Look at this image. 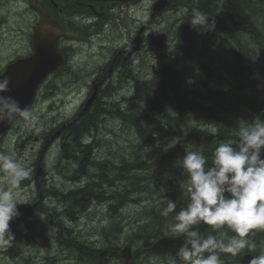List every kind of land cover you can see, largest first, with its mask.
<instances>
[{"label":"rangeland","instance_id":"obj_1","mask_svg":"<svg viewBox=\"0 0 264 264\" xmlns=\"http://www.w3.org/2000/svg\"><path fill=\"white\" fill-rule=\"evenodd\" d=\"M243 3V8L246 9L252 17L250 20L252 28L259 30V33L256 34V36H253L251 32L237 28V26L236 29H233V27L230 26L231 24L229 23V19L223 10L224 8L221 6V0H219V4L216 6H213V4L211 5L213 11H210L209 13L213 15H209V20H215V29L212 31H207V26H197V28L193 27L189 21L185 20L187 17L188 20H191L192 18L189 14H186L187 7L183 8L176 5L169 9H164L156 17H154V25L156 26L155 32L160 46L156 48L155 51H152L148 46L142 52H139L132 57L130 66H125L122 63L121 66H118V69H123L128 73L132 72L133 69H136L139 74L138 77L141 80L148 81L157 75L162 67L168 66L176 68L177 64L179 65V60H183L182 57H184L181 56L180 58H175L173 55L176 53L187 54L188 50H190L189 52L194 51L193 54L188 57V63L190 66L196 63V65H199V62L195 57L194 48L197 46V43L201 41V43L198 44L200 59L203 61H209V68L213 74V78L212 76L208 75L209 72L207 69V63L205 61L201 62L200 66L196 69H193V65L190 67L189 70H193V74L190 75L191 77L189 79V71L186 68H183L184 71H182V69L178 71V75L184 72V74L182 73L181 76L184 77L185 81L188 79L187 87H183V83H180L178 86L180 87L179 89L182 88V92L186 94V98L183 97V106L180 101H177L173 106L169 105L168 110L159 116L149 115L151 109L144 106L142 101V93L136 91L135 89V82H138V77L134 78V81L130 80L127 92L121 89L120 85H117L114 87V93L112 95L110 92H108L102 96V98H107V101L104 100L101 105L103 107L106 106L104 108L107 109V121L101 124L102 126H99L95 131L94 139L96 140V143L100 145L101 151L98 153L95 152L93 155L91 154V161H96L97 158H100L105 162V151L107 148V180L112 184V188L117 191L115 192L113 189H111L109 194V191L107 190V205L109 203H113L116 206L114 211L107 210V238L103 232V226L106 224V222L104 219L98 220L99 217H103L102 213L96 211L92 219L87 215H82L80 217L81 221L78 224V227H82V231L79 234L82 236L90 234L89 237L94 240V245H99L107 239V245L114 246L121 243V241H123L125 238H130L134 241L135 246L139 247L147 234L137 230L138 224H145L149 222V231H154L156 228H162L164 230L170 229L169 225L173 222L172 217H174V215L173 213H170L169 217H163L160 213L164 207H162V209H158V206H155L160 198L156 197L158 195H154L158 192H165L168 193L167 198L169 199H184L182 196V189L180 187V185L183 184L182 181L184 180L177 179L176 182L172 177L166 176L164 178V183L167 187L164 189H158L154 184H147L146 187V184L143 182L138 183V185L132 180L139 178V175L141 174H144L145 176L150 174L159 175L164 167L172 165L174 160L181 158L180 153L160 152L155 156L142 157V153L138 148L137 136L134 132H132V130L127 129L126 127L123 128L122 123L125 120V117L131 116L132 113L138 116H149L148 120L150 123L146 124L148 127L144 130L142 129L141 134L144 139H150L151 136L155 137L159 132L158 129L160 126L157 125L158 121H161V124H168L170 122H177V117L184 119L189 115L187 119H185V121H188L192 120V116L190 114L195 115V117H199L198 120H200L204 115L202 105L208 104V98L215 99V97L218 95L217 93H222L218 89V87L221 86V83L224 84L221 79V72L225 73L223 75L225 77L230 76L229 73L224 69H221L220 67L218 68L219 63H217L218 60L213 57L212 49H210L208 54L205 53L206 45H210V43L217 40L218 37L221 38L225 34L228 35L229 43L226 42V44L231 45L235 55L240 60L238 68L242 66L249 68L247 70L242 68L239 70V73L242 74L239 81L245 82L244 76L247 72H249L254 78L258 99L256 100L254 95L248 96V94H241L244 93L243 90H240L241 88L236 90L237 93L240 90L238 96L241 97L242 100L247 98L248 104L251 105H254V103L257 101L259 112L264 111V73L261 69V60L259 59L258 54L260 44L262 43L264 45V0H244ZM150 6V0H142L135 5L123 4L122 7L117 5V12L120 14V17L123 21L119 18L111 16V19L107 23V36L112 37H107V41L105 40L104 28H98L100 21L96 19V30L97 32L99 30V33L95 34L93 37L95 43V55L93 56L89 49L79 48V52L76 54L74 63H72L68 69L63 70L62 74L53 72L48 76L46 86L42 88L34 102L32 109L29 111L32 115V119L27 121L23 118L19 119L8 134L5 136H0V153L12 155L15 159L33 170V166L31 164H33L34 160L38 158L37 150L39 149H37L36 145H33V142L29 144L33 146V149H31L30 146H28L25 150L24 148L21 149L19 148V144L29 134L43 137L46 132L49 131L50 127H55L65 117H69L72 113H74V104L78 99H73V90H71L69 87L63 88L62 82L71 79L73 81L79 79L85 70L86 72H91L98 68V70L102 72V70L107 67V65L99 67L104 63V59L112 53L113 47L116 46V44H118L121 40L126 39V34L124 31L126 29H133L135 26L140 25L142 20L148 18L150 14ZM23 22L24 21L22 19L18 18V20L12 25L17 26L18 24H23ZM7 28H9V26H7ZM223 29L226 33L223 32ZM179 34H183L186 39L185 41H180L182 45L179 49H175L174 45L169 42L168 37L171 35L178 37ZM167 43L168 46L173 48L172 50L166 46ZM151 44L155 45V42L151 40ZM76 48L78 47H73V49ZM221 48L222 46H219V49ZM237 51L242 56H245L246 61L239 57ZM226 53L227 52L224 49V54ZM171 56L174 57V59H172ZM225 56H227V58H224V55L220 56V60L222 61L221 65L226 64V59L231 61L230 55ZM82 64H84V66L77 70L78 65ZM215 73H217L216 82ZM60 76H62V78ZM115 78H119L116 73ZM131 79L133 78L131 77ZM144 87H148V85L143 84V88ZM193 89L199 90V92H196ZM123 94L126 95L122 96ZM235 102H237V97ZM49 105H51V108H49ZM152 105L158 106L159 103ZM216 105L217 109H222L223 101H217ZM184 106L186 107L185 110H183ZM176 109L178 112H176ZM118 110L120 112H118ZM259 116L260 115L255 114V120L260 118ZM237 120L240 127L246 125L243 115L240 114ZM261 120H264V117H261ZM202 124L203 126H207L209 122L204 121ZM234 133L235 132L230 131L221 137L224 138L225 142H228L231 141L229 135ZM200 136L203 140V134H200ZM88 139L91 138L88 137ZM173 139L174 137L172 136L171 140ZM188 140L189 138L185 136L184 143H187ZM205 142L206 144L208 142L207 136L205 138ZM217 144V142H214L211 146L215 147ZM22 150L24 151L21 153ZM210 154H212V151H210ZM61 157L63 156L61 154L58 142H56L43 157L44 169L46 170V177L43 183L46 184L44 186H47L46 190L48 192L51 191L52 186H58V182L63 179L62 172L69 173L73 168V163H69ZM154 157H162L163 159L158 163V165L155 166V163L152 162ZM124 161H132L135 163L141 162L140 172L128 177L127 174L129 173L127 172V167ZM113 165L116 166L115 171H112L109 168V166L111 167ZM117 169L120 170V173H117ZM103 171L104 170H101L100 172L102 173ZM117 174L120 175L119 179ZM2 175L3 173L0 172V176ZM122 178H125V180H121V183H119L120 179ZM24 181L27 183V185L24 186L23 183L25 182L21 183L19 186L21 188L18 189V193L20 197L25 200L27 189L29 187H34V185H30V177ZM96 181V189H98L99 182L98 180ZM120 185L123 186L120 187ZM128 187L129 190H127ZM141 187L144 188L140 191H131L133 188L141 189ZM59 190L64 192V189L62 188H59ZM126 191H128V194L130 195H128ZM58 194L56 196L54 195L55 197L49 198L45 202L46 205L44 204L46 207H42V211H46L43 216L44 219L34 221L32 218H30V220L26 219L24 221V228H27L30 225L29 229L27 230V234H29L30 237L24 240L18 238L17 240L20 253L17 254V250L13 251V253L10 255L14 256H5V260L0 259V264H69L71 259L75 258V255H71L70 258L66 259V250L61 249L59 246L57 247L54 241L55 233L51 225L52 220L57 217L61 222L64 220V217L69 214V210L65 211V215L60 214L61 208L64 207L62 206V202L57 200ZM92 195L93 193L91 196ZM131 197H133L135 200ZM155 199V203L149 207H146V204L141 206L137 205V203L139 204ZM80 201L83 204L86 202L85 199ZM78 205L81 207L80 204ZM21 206L22 205H18V209ZM112 214L115 215L114 218L109 217ZM113 222H117V225H114ZM94 226H96L97 230L94 233H88L87 230H91ZM62 228L64 232H69L70 226ZM17 230H20L22 233L24 229ZM228 230L229 229H227V231ZM213 232L215 233V231ZM219 232L220 231L217 233ZM252 233L255 245L260 247L264 229H259L258 231ZM64 234L68 235L66 233ZM75 234L70 238L71 242L73 241L72 244H74L76 240ZM231 235L234 234L230 232L229 236ZM258 239H260V242ZM64 240L69 241L67 237H65ZM15 241L16 240L13 242ZM80 243H82L84 247L88 246L84 242ZM89 248V250L84 248V252H79L80 255L78 256H80L81 264L96 263V259L94 257L95 253L92 252L91 247ZM4 249L5 248H0V250ZM85 250H88V253H85ZM3 254L0 255L4 257ZM110 262L117 264L113 258L110 260ZM164 263L166 262L163 259L154 256H139L131 264Z\"/></svg>","mask_w":264,"mask_h":264},{"label":"flooded vegetation","instance_id":"obj_2","mask_svg":"<svg viewBox=\"0 0 264 264\" xmlns=\"http://www.w3.org/2000/svg\"><path fill=\"white\" fill-rule=\"evenodd\" d=\"M140 1L141 0H0V76L8 75L11 83L14 85V79H20L23 75L33 71L37 56L33 42V34L37 27L44 22H51L60 29L59 38L56 42V51L64 53L67 60L56 72L57 74H62L63 70L68 69L72 63H74L79 48L89 49L91 54L93 56L95 55V43L92 37V29L97 23L96 19L100 21L99 24L104 25V35L107 41V23L111 19V16L121 19L120 14L117 12V5L122 7L123 4H136ZM171 1L172 0H168V4ZM178 1L184 2L191 0ZM149 10L150 15L157 16L162 9L154 13H152V7H150ZM18 18L24 21L23 24H18L17 26L12 25ZM7 26H9V28H7ZM64 26H69L72 32L71 35L65 33ZM78 31H80L82 35H79ZM126 43L127 41L125 40L124 44ZM74 46L78 48L73 49ZM120 48V46L114 47L109 56L110 58L111 55L112 57L115 56L112 72L109 74H107V67L103 69L102 72L96 68L95 71L91 72H86L85 70L77 80L73 81L71 79L62 82L63 88H71L74 95L80 96L84 98V100L91 94L95 84L99 82L97 94L89 106L82 113H79V109L84 102L83 100L78 110L72 113L69 119H63L59 122L57 124L58 126L48 131L44 138V140L46 139V144H50L53 140L58 141L61 154H63L62 158H65L66 161L70 163L73 161L76 167L82 165V169H74L72 172L62 173L63 179L58 182V186L51 187L50 192L46 190L47 186L43 187L46 185L44 183L40 186L29 187L26 191L25 200L28 202V206H31V209L25 211L24 209L26 207L24 209L20 208L19 211L21 214L19 217L15 218L17 219L16 223L18 227L21 228L24 227V221L28 219L29 214L31 216L35 214L33 218L34 221L40 220L41 216H44L46 213V211H42V207L46 205L45 202L49 198L55 197L59 193V188L64 189L63 197L65 201L62 202V206L69 210V214L65 216L64 220L61 222L57 217L55 218L57 234L54 236V241L57 247L59 246L61 249L70 248L71 245H73V241L71 242L70 238L64 236L61 232L62 227L70 226L69 232L71 236L76 233V240L86 243V245L91 247L92 252L95 253V264H113L110 262L112 258L115 259L117 264H124L121 260L120 253L124 244L132 246L128 251H132L133 256L136 258L139 256H149V251L146 250V247L143 246L145 252L140 251V246H135L134 241L130 238H125L121 243L114 246L107 245V239L99 245H94V240L89 237L90 234L85 236L80 235L79 233L82 231V227H78L82 215H87L92 219L96 211H99L102 213L103 217H99L98 220L104 219L106 222L103 226V232L107 238V206L110 208L111 204H113L109 203L107 205V190L109 194L111 189L115 190L112 188V184L107 180V148L105 151V162L100 158H97L96 161H91L87 155L101 151V147L96 143L94 137L96 129L107 121V109L97 116H94V114L100 113L101 111L98 109V106L102 105L104 100L107 101V98H102L101 96L107 94L108 87L113 84L115 78L114 74L121 72L123 77L130 80L131 77L135 76V78H137L139 76L136 69H133V71L129 73L123 69H118L121 63L125 66H130L131 61V59L123 58L124 52H119ZM46 54L47 50L41 53V59L44 58ZM112 61L111 63H113ZM19 64H23V66L21 67ZM109 64L110 62L107 63L106 57L104 63L99 67L108 66ZM83 66L84 64L78 65L77 70ZM60 77L62 78V76ZM117 80L120 81V79ZM46 81L47 79L39 85L37 97L42 88L46 86ZM136 90L138 91V89ZM7 93H10V91ZM49 108H51V105ZM86 113H88V115L90 113L88 118L92 116L93 122L90 121V123H87V128L81 129L79 126V128L74 129V127L78 126V122ZM84 119L85 118L82 120ZM84 127H86V125H84ZM55 128L59 129V132H55ZM53 133H55V136H53ZM88 137L91 139H88ZM30 147L33 149V146ZM78 151L82 154H78ZM69 157L70 159H68ZM33 164H37V162L35 161ZM101 170L104 171L101 173ZM91 178L99 182V187L95 191L87 189L89 179ZM81 189L84 190L83 192L86 194H84L83 197L77 195L76 200L81 202L80 200L85 199L86 202L81 204L80 207L79 205H74L76 202L73 196H75V191ZM92 193L94 194L91 196ZM96 230V226H94L91 230L88 229L87 232L94 233ZM65 237H67L69 241L64 240ZM88 246L85 248L89 250L90 248ZM74 250L75 251L72 252L77 256L72 258L69 264H81L80 256H78L80 255V251ZM88 250H85V253H88ZM134 253H136V255Z\"/></svg>","mask_w":264,"mask_h":264},{"label":"clouds","instance_id":"obj_3","mask_svg":"<svg viewBox=\"0 0 264 264\" xmlns=\"http://www.w3.org/2000/svg\"><path fill=\"white\" fill-rule=\"evenodd\" d=\"M189 22L196 28L207 26V31L215 29V20L198 9ZM10 83L8 77L0 76V123L31 120V113L16 98L5 95ZM237 137L218 143L210 159L203 152L187 151L175 161L184 176L180 187L186 206L177 212L176 202L169 199L160 213L165 218L176 213L170 231L182 236L171 264H221V252L236 257L246 248H255L247 237L253 229H264V120L254 119L239 128ZM0 172V248H7L15 240L10 221L20 216L18 205L28 203L18 189L31 169L12 155L0 153ZM201 222L214 231L226 226L234 235L223 231L202 235L193 229ZM249 264H264V251Z\"/></svg>","mask_w":264,"mask_h":264},{"label":"trees","instance_id":"obj_4","mask_svg":"<svg viewBox=\"0 0 264 264\" xmlns=\"http://www.w3.org/2000/svg\"><path fill=\"white\" fill-rule=\"evenodd\" d=\"M221 1H222L221 6L225 9V11L227 13L231 14L230 17H231V20L233 21V23H235L237 27L239 26L240 29L244 27V28H247L248 31H250L251 28L249 27V24H251V22L249 21L247 14L244 11H242L244 9L243 5H242V4H244L243 3L244 0H221ZM211 3L213 4V6H216L217 4H219V0H211ZM210 11H213V10L211 9V10L206 11V8H205V10H203L201 12L208 14ZM223 32H225L224 29H223ZM251 34L253 36H256V34L252 31H251ZM226 36L227 35H225V37ZM179 37H178V40L180 39V41H185V39H186V37L183 34H179ZM178 47H180V43H179V45L174 46L175 49ZM225 50H227V55H230V53L232 55L231 61L229 59L225 60L226 61V64H225L226 69L225 70L231 76L238 75L239 70L242 68V67L238 68L239 62H240L239 58L235 55L233 48L230 49V47H226ZM237 53H238L239 57L242 56L238 51H237ZM259 54H260V59H261V69L264 73V46L260 47ZM183 56H184V57H182L183 60L182 59L179 60V62H178L179 65L177 64L176 68H172V67L164 68L162 74L159 76L160 79L158 77L157 79H154L151 82H148L149 80L146 81V82H148L147 85L148 84L149 85L147 88L144 87V89H142V101H143V104L146 108L151 109L149 115H156V116L158 115L159 116L168 110L169 105L173 106L177 101H180V103L183 106V102H184V98H186V94H184L182 92V88L179 89L180 87H178V86L180 83H183V87H187L188 86V79L191 77L190 75L193 74L192 73L193 70H189L191 66L188 63H186L187 62L185 60L186 55H183ZM178 58H180V56H178ZM242 58L244 59L245 56H243ZM183 68H186L189 71V76H188V79L186 81L184 80V77L181 76V74L182 73L184 74V72H182L180 75H178V73H177L181 69H182V71H184ZM238 76H240V75H238ZM235 80H236V82H238L237 86H236L235 81L228 82V81L223 80V82H224L223 85H226V86L230 85V88L227 90H220L222 93H217L218 95L215 97V99L208 98V101H209L208 104L202 105L203 114L205 116H208L209 119L212 120L213 122H215L216 116H217V118L220 117V115L217 114L219 112L224 116L225 115L228 116V119H227L228 121L231 120L230 116H233V114H235L237 107H238L236 102H235L236 97H237L238 103H239V101H243L242 103H239L241 106L251 105V104H248L247 98L242 100V98L238 96V93L241 90L240 85H242V84L247 85V87L243 91L244 93H241V94H248V96L254 95L256 97V100L258 99V94L256 93V86L255 85L249 86V84H248L249 82L247 80H246V82H240L239 77H238V79H235ZM237 89H240L238 91V93L236 91ZM194 91L199 92V90H194ZM217 101H223V108L222 109H217V105H216ZM232 101H233V104H232ZM156 103H159V105L158 106L152 105V104H156ZM188 103H187V105H188ZM257 104H258V102L256 101L253 105V108L256 109ZM185 108L186 107L184 106L183 110H185ZM190 109H192V108H190ZM176 112H178L177 109H176ZM87 115H88V113H86L85 116L81 118V120L78 122V126L74 127V129L79 128V126L81 129L87 128L88 127L87 123H90V121L93 122L92 116H90V118H88L90 113L88 116ZM261 117H262V112H261ZM83 118H85V119L82 120ZM148 118H149V116H147V115H144V116L131 115V118H129V119L136 126V129L139 132H141L142 129L144 130L148 127V125H146L147 123H150ZM180 118L181 117H178L177 122H172V123L173 124H181L182 122H179ZM127 121H129V120H127ZM84 125H86V127H84ZM91 125H89V126H91ZM229 132H230L229 127L219 126V135L223 136ZM216 142L217 143H223L222 141H216ZM212 149H214V147H212ZM207 154H209V153H207ZM209 158H211V155L209 156ZM109 168L112 171L116 170L115 165H113L111 167L109 166ZM75 169H82V165L77 166ZM132 181L136 184L139 183V181L136 179H134ZM119 183H121V180ZM122 186L123 185H120V187H122ZM83 191L84 190L81 189V190L74 192L75 196H73V197L75 198V202H76L74 205L83 204L82 202H78L76 200L77 195H80L83 197V195L86 194ZM114 191L116 192L117 190H114ZM126 193L128 194V191H126ZM194 228L197 232L201 233L202 235H208V234L218 235L219 234V233H217L218 231L227 232V234L229 235V233L231 232L230 230L227 231V227L225 226L222 229L216 230L214 233L212 226L204 224L203 222L198 224ZM209 229H212V230H209ZM72 251L73 252L75 251L74 248H72Z\"/></svg>","mask_w":264,"mask_h":264},{"label":"bare ground","instance_id":"obj_5","mask_svg":"<svg viewBox=\"0 0 264 264\" xmlns=\"http://www.w3.org/2000/svg\"><path fill=\"white\" fill-rule=\"evenodd\" d=\"M212 3H211V0H203L202 1V3L200 4V5H198V6H196V7H194V8H189V15L192 17L193 16V12H194V10H201V11H203V10H205V8H206V11H208V10H211L212 9ZM224 10V12H225V14L227 15V17H228V19H229V23L231 24L230 26L231 27H233V29H236V24L235 23H233V21L231 20V17H230V13H227L226 11H225V9H223ZM242 11H244L246 14H247V16H248V19H249V21L251 20V15H250V13L249 12H247V10L246 9H243ZM205 14H207V13H205ZM208 15V14H207ZM209 15H213V14H209ZM208 15V16H209ZM186 21H190V20H188V18L186 19ZM249 27L251 28V30L250 31H248L247 30V28H241L242 30H244V31H248V32H254L255 34H258L259 33V30L258 29H253L252 28V24H249ZM147 27L146 26H144V25H137V26H135L132 30H131V33H130V44L129 45H131V44H133V45H136V37L138 36V35H140L145 29H146ZM156 28V26L154 27V29ZM237 28H239V26L237 27ZM240 29V28H239ZM144 35L146 36V34L144 33ZM180 43V47H181V42H179ZM137 45H138V47H142L144 44H142L141 42H137ZM179 45V44H178ZM177 46V45H176ZM180 47H178L177 49H179ZM190 50H188V52H187V54L186 53H184V54H178V53H176L175 55H176V57H178V56H183V55H186V58H185V60L187 61L186 63H188V57H190L192 54H193V52H189ZM206 51V53H207V50H205ZM198 62H199V65H195L194 67H193V69L195 68V67H197V66H200V64H201V62H204L203 60H201L200 58H198V59H196ZM221 60H218V62L217 63H219L218 65V68L220 67L221 69H226L225 67H226V65L225 64H222L221 65ZM189 64V63H188ZM192 65H194V64H192ZM192 65H191V67H192ZM216 65V64H215ZM233 66V65H232ZM166 67H168V66H165V67H162L161 68V70H160V72L157 74V75H155L154 77H152L148 82H151V81H153L154 79H157L161 74H162V72H163V69L164 68H166ZM210 65L207 63V69H208V75L209 76H212V78H213V74H212V72H211V70H210ZM173 68V67H172ZM226 71V70H225ZM225 73L224 72H221V79H223V80H225V81H228V82H230V81H233V78H232V76H229V77H225V76H223ZM240 76H239V79H240V77L242 76V74L241 73H238ZM4 76H6V77H8L9 78V76L8 75H4ZM166 76V75H165ZM217 77V73H215V78ZM133 79H131V80H133L134 81V78H135V76L134 77H132ZM10 79V78H9ZM159 79H160V77H159ZM145 82V83H144ZM148 82H146L145 80H141L139 77H138V82H135V89H138V91L140 92V93H142V89H144L143 88V84L144 85H146ZM245 82H246V79H245ZM231 84V83H230ZM149 85V84H148ZM9 87H10V92H14L15 90L13 89V84L12 83H10V85H9ZM145 88H147V87H145ZM230 88V85L229 86H226V85H223L222 83H221V86H219L218 87V89L219 90H227V89H229ZM27 100V102L24 104V105H21V107H23V108H26L28 111H30L31 109H32V107H33V105H34V102H35V99H33L32 97L30 98V99H26ZM104 107H106V106H104ZM103 106H101V105H99L98 106V109L101 111V112H103L104 110H105V108H104ZM137 107V106H136ZM104 108V109H103ZM118 112H120L119 110H118ZM82 113V112H81ZM129 118H131V116H126L125 117V120H127V119H129ZM178 118V117H177ZM177 118H176V120H177ZM19 119H21V118H17L16 120H14V121H12L11 122V124L8 126V128L4 131V132H2L1 134H0V136H5L6 134H8L9 133V131L14 127V125L16 124V122L19 120ZM161 124V121H158V126ZM47 133H48V131L46 132V134L43 136V137H40V136H37V135H33V134H29V135H27L26 136V138H24L21 142H20V144H27L28 146H31V145H29L30 143H32L33 142V145H36V147H37V149H39V150H37V156H38V158L36 159V160H34V162L36 161L37 162V164H34L35 165V167H36V169L38 170V169H40V172H38L37 171V175L36 176H34V177H30V179H31V181H30V185L31 184H33L34 186H40V185H42L43 184V181H44V179H45V177H46V170L44 169V164H43V157H44V155L51 149V147L56 143V142H58V141H52L50 144L48 143V144H46L45 143V140H44V138H45V136L47 135ZM195 139H197V140H202V138H201V136H200V134H198V135H196L195 136ZM78 144V143H77ZM51 145V146H50ZM79 146V145H78ZM96 147V146H95ZM67 150V149H66ZM77 151V150H76ZM79 152V151H78ZM95 153V152H94ZM93 153V154H94ZM96 153H98V152H96ZM65 154V153H64ZM78 154H80V152L78 153ZM82 154V153H81ZM80 154V155H81ZM92 154V155H93ZM180 154H182V153H180ZM63 155V154H62ZM87 156H89V159L91 160V154L90 155H87ZM76 157H78V156H76ZM180 157L182 158L183 156L182 155H180ZM68 159H70V157L68 158ZM163 158L161 157V158H156V157H154V159L152 160V162H154L155 163V166L156 165H158V163L162 160ZM73 160V159H72ZM70 163V162H69ZM72 163H73V161H72ZM124 163H125V165H126V167H127V172L129 173V174H127V176L129 177V176H132L133 174L135 175V174H137V173H139L140 172V166H141V162L140 163H135V162H132V161H124ZM53 169V168H52ZM150 170V169H149ZM117 173H120V170L119 169H117ZM143 177H145V175L144 174H141V175H139V178L141 179V178H143ZM120 180H125V178H122V179H120ZM96 179H94V178H91V179H89V183H88V190H90V191H95V190H97L96 189ZM144 184H146V187H147V184L148 183H146V182H143ZM139 185V184H138ZM73 186V185H72ZM91 186V187H90ZM70 187V186H69ZM19 188H21V187H19ZM144 187H141V189H138V188H133L131 191H140V190H142ZM127 190H129V187L127 188ZM89 194V193H88ZM94 194V193H93ZM63 195H64V192H62V191H60L59 190V194H58V196H57V200L58 201H60V202H64L65 201V199H64V197H63ZM156 195H158V196H156ZM154 196H156V197H158V198H160V200L155 204V206H158V209H162V207H165V206H167V202H168V200H169V198H167V196H168V193H165V192H158V193H156ZM131 198H133V197H131ZM134 199V198H133ZM171 200H174L175 202H176V204H177V209H176V211L178 212L179 210L178 209H181V208H183V207H185L186 206V200L185 199H177V198H175V199H171ZM155 201H156V199L155 200H148V201H145V202H142V203H139V205L141 206V205H143V204H146V207H149L150 205H152V204H154L155 203ZM71 202V201H70ZM179 205V206H178ZM145 207V206H144ZM20 208H25L24 206H21ZM19 208V209H20ZM65 208L66 207H64V208H61V210H60V214H62V215H65V211H67V209L65 210ZM146 209V208H145ZM25 211H28V210H30V209H28V208H25L24 209ZM161 211V210H160ZM68 213V212H67ZM175 212H173V215L175 216ZM16 221H17V219H15L14 221L12 220V221H10V230L12 231V232H14V236H15V242H12V244L9 246V247H7V248H5L4 250H0V252L1 253H4V254H6V255H10V254H12L13 253V251H16L17 250V254H19L20 253V248H19V246H18V238L19 239H27V238H29L30 236H29V234H27V230L29 229V226L27 227V228H21V227H18V224L16 223ZM195 226H197V225H194L193 226V229L195 230ZM17 229H24L23 230V232L21 233V231L20 230H17ZM62 234L64 235V236H67L68 238H71V235L69 234V232L68 231H66V232H64L63 231V228H62ZM64 233H66V234H68V235H65ZM258 241L260 242V239H258ZM74 246V247H73ZM73 246L71 245V247L70 248H67V249H65L66 250V259L67 258H70V256L71 255H75V257L77 256L75 253H73L72 252V248H74V249H76V250H78V251H83V249L85 248L84 246H83V244L82 243H80V241H78V240H75V243L73 244ZM135 254V253H134ZM122 255H123V257L125 258V264H131L133 261L130 259V257L131 256H133V254H132V251L130 252V251H128V250H124L123 252H122ZM14 256V255H13ZM25 258V257H24ZM19 262H21V261H19Z\"/></svg>","mask_w":264,"mask_h":264},{"label":"water","instance_id":"obj_6","mask_svg":"<svg viewBox=\"0 0 264 264\" xmlns=\"http://www.w3.org/2000/svg\"><path fill=\"white\" fill-rule=\"evenodd\" d=\"M165 5H166V0H156L155 9H160ZM54 35L55 34L53 33V31H51L49 28H41L38 30V32L34 37L37 56L33 71L29 74L23 75L20 79H14L15 84L13 85V89L15 91L10 93H5V95L13 96L20 102L21 105H24L27 102L26 99H30L32 97L34 89L39 83L38 80L61 62L60 59H58L56 56H54L55 60L53 62L51 60L41 59V57L38 56L40 54L41 48L47 49L48 52H50V46L52 42L51 37H53ZM43 38L45 39V41H43ZM136 41L140 42L138 40ZM137 42L134 47V50L139 48ZM19 66L22 67L23 64H19ZM93 98L94 96H92L88 100V103L91 102ZM10 124L11 123H0V133L4 132ZM37 171L40 172V169H38ZM181 239L182 238L179 239L175 238L170 240L168 238L165 239L161 238L154 244L153 250L157 253H165L164 250L169 246L171 247L172 246L170 245L171 243H175L176 247H179L181 243ZM167 240H170L171 242Z\"/></svg>","mask_w":264,"mask_h":264}]
</instances>
